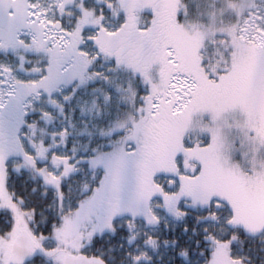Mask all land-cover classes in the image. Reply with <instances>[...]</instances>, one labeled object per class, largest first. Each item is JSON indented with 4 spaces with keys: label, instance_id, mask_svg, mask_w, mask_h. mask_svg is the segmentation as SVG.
<instances>
[{
    "label": "snow or ice",
    "instance_id": "1",
    "mask_svg": "<svg viewBox=\"0 0 264 264\" xmlns=\"http://www.w3.org/2000/svg\"><path fill=\"white\" fill-rule=\"evenodd\" d=\"M0 264H264V0H0Z\"/></svg>",
    "mask_w": 264,
    "mask_h": 264
}]
</instances>
